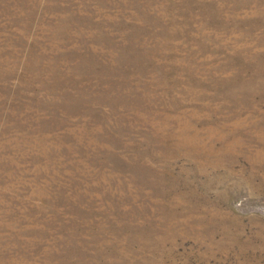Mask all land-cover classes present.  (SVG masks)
<instances>
[{"label": "rangeland", "instance_id": "obj_1", "mask_svg": "<svg viewBox=\"0 0 264 264\" xmlns=\"http://www.w3.org/2000/svg\"><path fill=\"white\" fill-rule=\"evenodd\" d=\"M0 264H264V0H0Z\"/></svg>", "mask_w": 264, "mask_h": 264}]
</instances>
